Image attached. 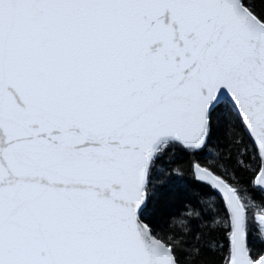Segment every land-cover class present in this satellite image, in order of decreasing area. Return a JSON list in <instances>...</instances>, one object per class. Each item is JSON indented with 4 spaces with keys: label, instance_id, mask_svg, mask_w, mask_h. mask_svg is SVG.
I'll use <instances>...</instances> for the list:
<instances>
[{
    "label": "snow or ice",
    "instance_id": "snow-or-ice-1",
    "mask_svg": "<svg viewBox=\"0 0 264 264\" xmlns=\"http://www.w3.org/2000/svg\"><path fill=\"white\" fill-rule=\"evenodd\" d=\"M0 264H264V0H0Z\"/></svg>",
    "mask_w": 264,
    "mask_h": 264
}]
</instances>
